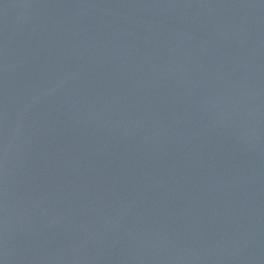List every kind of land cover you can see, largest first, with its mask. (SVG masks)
I'll return each instance as SVG.
<instances>
[{
	"label": "water",
	"instance_id": "obj_1",
	"mask_svg": "<svg viewBox=\"0 0 264 264\" xmlns=\"http://www.w3.org/2000/svg\"><path fill=\"white\" fill-rule=\"evenodd\" d=\"M0 264H264V0H0Z\"/></svg>",
	"mask_w": 264,
	"mask_h": 264
}]
</instances>
